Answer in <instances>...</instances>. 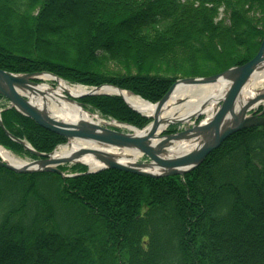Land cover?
Returning <instances> with one entry per match:
<instances>
[{
  "label": "trees",
  "instance_id": "1",
  "mask_svg": "<svg viewBox=\"0 0 264 264\" xmlns=\"http://www.w3.org/2000/svg\"><path fill=\"white\" fill-rule=\"evenodd\" d=\"M70 1L0 0V67L155 102L179 77L247 62L264 38V0ZM69 3L75 23L58 25ZM81 101L138 127L152 119L117 95ZM2 118L39 151L66 141L15 107ZM0 143L36 157L1 126ZM59 167L81 173L0 166V264H264V125L234 132L184 175Z\"/></svg>",
  "mask_w": 264,
  "mask_h": 264
},
{
  "label": "water",
  "instance_id": "2",
  "mask_svg": "<svg viewBox=\"0 0 264 264\" xmlns=\"http://www.w3.org/2000/svg\"><path fill=\"white\" fill-rule=\"evenodd\" d=\"M263 69L264 38L256 55L247 62L231 66L213 75L177 78L159 100L151 102L144 99L152 105L150 113H144L126 102L135 111L152 117V120L144 127H137L114 119L130 126L126 131H121L111 127L118 125L104 119H89L83 116L59 119L39 108L35 103L45 102L47 97L61 96L64 100L78 105L81 110L93 113L80 101L81 98L88 95L110 94L123 99V91L127 90L135 94L132 90L111 82L92 85L79 84L84 87L85 91L78 96H72L66 92L57 91L54 86L52 88L41 87L43 85L41 74L43 73L62 78L53 72H14L0 67V94L10 101L8 107H15L43 127L66 138V142L57 144L49 152L39 151L26 139L14 135L7 129L2 118L3 108L0 107V126L5 133L38 157L29 160L28 165L17 166L0 156V166L21 173L52 171L64 177L80 174L66 172L59 168L60 164L65 163L84 164L87 166L85 173L117 168L152 177L184 175L203 162L213 149L234 132L264 125V89L242 100L246 84ZM210 81L220 83L217 103L210 114L200 111L191 114L188 120L182 118L169 120L163 115L164 104L176 89L183 85ZM105 86L114 87L118 92L102 91L101 88ZM181 102L179 100V103ZM260 105L263 108L258 111ZM200 115H205V117L193 126L181 131L165 133L170 124L190 122L192 118ZM60 145L66 146V152L62 157L55 159L53 152ZM142 157L146 158L141 160Z\"/></svg>",
  "mask_w": 264,
  "mask_h": 264
},
{
  "label": "bare ground",
  "instance_id": "3",
  "mask_svg": "<svg viewBox=\"0 0 264 264\" xmlns=\"http://www.w3.org/2000/svg\"><path fill=\"white\" fill-rule=\"evenodd\" d=\"M43 88H52L49 83L50 80L57 82L56 90L63 93H68L72 96H78L85 91L84 87L79 84H72L62 78L55 77L49 73L41 74ZM220 88V83L216 81H210L206 83H197L191 85H183L176 89L169 99L164 104L163 115L169 120L182 118L185 120L189 119L191 114L204 111L206 113L211 112L213 106L217 103V93ZM260 89H264V69L257 72L250 81L246 84L242 93V100L247 99L250 96L255 95ZM102 91L118 92L114 87L105 86L101 88ZM123 99L125 102L135 107L136 109L144 112H151V104L145 101L140 95L133 94L127 90L123 91ZM179 100L182 102L179 103ZM39 108L44 109L50 115L59 119H69L73 116H83L92 119H104L98 112L90 113L87 110H81V108L75 103H71L68 100H64L61 96L59 97H47L45 102L35 103ZM109 123L116 124L122 127H130L127 124L120 123L114 119L106 120ZM66 152V146H59L53 152L55 159L62 157ZM0 156L6 161L17 165L25 166L28 165V159L20 155L15 154L8 148H5L0 144Z\"/></svg>",
  "mask_w": 264,
  "mask_h": 264
},
{
  "label": "rangeland",
  "instance_id": "4",
  "mask_svg": "<svg viewBox=\"0 0 264 264\" xmlns=\"http://www.w3.org/2000/svg\"><path fill=\"white\" fill-rule=\"evenodd\" d=\"M73 5H76V4H81L82 6H85V3H84V0H71L70 1ZM71 3H69L68 5H67V8L66 9H64V10H62V12L60 13V15H59V20L57 21L58 22V25H63V24H70V23H75L74 21V19L72 18V16H71V12H72V10H70V7H68V6H70L71 5ZM67 10V11H66ZM49 83L52 85V86H55V85H57V82L55 81V80H50L49 81ZM0 104L1 105H3V104H8V101L6 100V99H4V98H1L0 99ZM95 112H99V111H97V110H95ZM103 118L105 119V120H108V119H110V117H107V116H103ZM194 121V119H192L190 122H179V123H175V124H171V125H174V126H176L177 127V130H183V129H185V128H187V127H189V126H193L195 123H197V121H195V122H193ZM170 125V126H171ZM113 128L115 127V126H112ZM115 128H117V129H119V130H121V131H126V129L125 128H120V127H115ZM14 152V151H13ZM15 154H17V155H20V156H22V157H24V158H27L28 160H31L32 159V157L30 156V155H27V154H19V153H16V152H14ZM142 159V158H141ZM64 264H69V262H67V260L64 262ZM70 264H71V262H70Z\"/></svg>",
  "mask_w": 264,
  "mask_h": 264
}]
</instances>
